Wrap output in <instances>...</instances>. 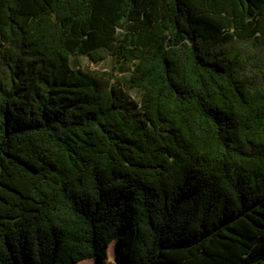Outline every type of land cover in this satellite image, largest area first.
<instances>
[{
	"label": "trees",
	"instance_id": "trees-1",
	"mask_svg": "<svg viewBox=\"0 0 264 264\" xmlns=\"http://www.w3.org/2000/svg\"><path fill=\"white\" fill-rule=\"evenodd\" d=\"M90 258L264 264V0H0V264Z\"/></svg>",
	"mask_w": 264,
	"mask_h": 264
},
{
	"label": "rangeland",
	"instance_id": "rangeland-1",
	"mask_svg": "<svg viewBox=\"0 0 264 264\" xmlns=\"http://www.w3.org/2000/svg\"><path fill=\"white\" fill-rule=\"evenodd\" d=\"M83 64L84 65H88L89 68L94 69V70H100V71H109L110 70V62L108 60H105L103 62L95 64V63H91L87 59H83ZM127 91H128L129 96L132 99H136L137 98V93L136 92L131 91V90H127ZM111 259L116 261V258H115L114 255H111ZM76 264H95V262H94L93 259L90 258V259L83 260V261H81L79 263H76Z\"/></svg>",
	"mask_w": 264,
	"mask_h": 264
}]
</instances>
